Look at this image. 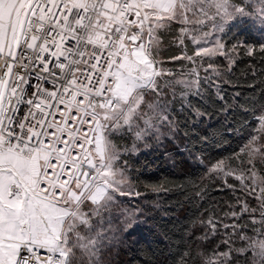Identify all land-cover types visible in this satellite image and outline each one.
I'll use <instances>...</instances> for the list:
<instances>
[{"label":"snow or ice","instance_id":"snow-or-ice-1","mask_svg":"<svg viewBox=\"0 0 264 264\" xmlns=\"http://www.w3.org/2000/svg\"><path fill=\"white\" fill-rule=\"evenodd\" d=\"M233 24L264 35V0H0V264H121L122 217L135 214L121 208L132 184L109 137L123 126L137 140L173 132L177 85L192 119L204 113L189 97L223 100L230 67L208 63L202 77L195 65L225 54L207 37ZM177 30L178 45L197 46L173 58L194 65L181 80L158 59L161 37ZM248 164L235 178L258 206L240 202L231 217L250 224L224 226L246 243L225 241L205 264H264V175ZM213 170L233 174L223 161Z\"/></svg>","mask_w":264,"mask_h":264},{"label":"trees","instance_id":"trees-1","mask_svg":"<svg viewBox=\"0 0 264 264\" xmlns=\"http://www.w3.org/2000/svg\"><path fill=\"white\" fill-rule=\"evenodd\" d=\"M177 32L161 37L159 54L162 63L173 70L182 63L173 59L182 54L181 46L175 42ZM222 41L225 50H236L230 71L223 75L227 83L221 86L220 95L224 99L220 100L215 90L203 106L189 97L204 113L192 119L182 110L181 97H174L175 108L181 113L179 125L175 126L180 136L177 146L184 145L189 157L166 143L163 153L174 154V163L169 164L155 146L134 154L130 150L134 142L130 132L109 137L118 150H124L116 164L124 168L138 193L125 210L131 213L137 207L136 217L141 221L137 224L135 220L133 229L120 234L121 264H205L215 253L228 250L225 241L234 248L246 243L231 227L224 226L250 224L247 215L237 221L231 212L239 211L240 202H248L251 207H257L258 202L247 195V180L242 184L234 176H223L213 169L223 161L225 169L247 175L251 159L258 175H264V143L254 155L248 146L244 147L257 133L256 117L264 115V53L260 51L264 38L251 29L236 27L223 35ZM250 49L252 55H248ZM227 67L226 64L225 71ZM236 93H240L238 98ZM121 224L124 225L123 217ZM237 264H244L243 256Z\"/></svg>","mask_w":264,"mask_h":264},{"label":"rangeland","instance_id":"rangeland-1","mask_svg":"<svg viewBox=\"0 0 264 264\" xmlns=\"http://www.w3.org/2000/svg\"><path fill=\"white\" fill-rule=\"evenodd\" d=\"M247 2V0H246ZM236 27H239V29L244 30V29H251L254 31V33H256V35L262 39L264 38V35H262L259 31L255 30L254 28L250 27L249 25L246 24H233L232 27L230 29H234ZM229 28H226V31L224 33L221 32H215L214 35H210L209 37H207L208 40V44L206 46H212L217 40L220 41V43H223L222 38L223 35L227 34L228 31L230 30ZM207 31L209 32H214L215 30L211 29V27H209L207 29ZM177 36H178V32H177ZM178 45V43H176ZM196 45L192 43L191 40H185V45L181 46L182 49V54L180 56H182L185 52H187L188 55H192L193 52L196 49ZM222 51L225 53L224 55H220L219 53H217V55L208 58V57H203V58H197V66L198 70L200 71V75L203 77L205 75L204 72V68H207L208 63H212L214 68L216 69V71L221 72L222 74L225 72L224 68L226 66V64L228 65L227 69H229V67L231 68V65L233 64V60L236 54V50L234 49H228L225 50V48L223 47ZM158 59L160 60V57L158 56ZM175 60H180L182 63L180 66H178L176 69H172L171 67H168L166 65H164L162 63V67L168 71L171 72V77H169L170 79H175V80H181V79H187V73L189 72L190 68L193 67L194 65L191 64V62L187 61V60H182V59H175ZM161 61V60H160ZM203 65V67H199V65ZM208 75L212 76L215 79V74L212 71V69L208 70ZM181 85H177L175 91V96L181 97L180 96V89H181ZM170 98L171 95H170ZM264 116V115H261ZM261 116L256 117L257 119V133H255L254 135L251 136L250 140L248 141V143L244 146H248L249 147V152L254 155V154H258V150L261 148L260 145H262V143H264V141H262V137L260 136V134H264V122L261 121ZM126 132H130V134L132 135V140L134 141L131 147V151L134 154H138V152H140L141 150L144 151L145 149H148L149 147H156L159 148L160 152L163 153V145L168 143V145L170 144L172 146V148H179L177 150V153L183 154L184 157H189L187 156L188 154V150H186V148L184 147V145H180L177 146V144H179L178 138L180 137L176 127L174 126V131L173 132H168L166 129L161 128L160 132L163 133L162 135L159 136V139H157L155 136L152 135H147L145 137H142L141 139L137 140L136 136H135V130L129 131L127 126H123L122 128H120V130L118 131H114L112 134H123ZM264 136V135H262ZM119 156L122 155L124 150H118ZM171 152H167V153H163L162 156H165L167 162L169 164H173L174 163V159H173V155L174 154H170ZM117 160L115 161V165L118 166L119 168L123 169L122 167H120L119 165L116 164ZM224 166V165H223ZM226 172H232L233 174L230 176H234V178L237 175H241L240 173H236L234 170L232 169H225ZM125 172V170H124ZM126 174V172H125ZM220 174H222L223 176H227L225 175L223 172H221ZM130 180V179H129ZM132 184V183H131ZM132 194L128 195V196H123L120 197L119 200H125L123 201V203L121 204V208L122 209H126L128 208V206L132 205L133 203H128L131 202L132 200H135L136 198H138L137 194L134 192L133 190V185H132V189H131ZM131 208V207H130ZM131 213H134L135 218L130 220V222H128L127 224L124 223V225L121 224V227L123 228V231L121 233H124L127 230H131L133 229L134 226H136L137 224H141V221L137 219L136 214L138 215L139 213V209L137 207H133ZM135 220L137 222V224L135 225Z\"/></svg>","mask_w":264,"mask_h":264}]
</instances>
